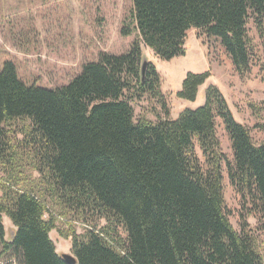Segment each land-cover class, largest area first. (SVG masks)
Listing matches in <instances>:
<instances>
[{"label":"trees","instance_id":"16d2710c","mask_svg":"<svg viewBox=\"0 0 264 264\" xmlns=\"http://www.w3.org/2000/svg\"><path fill=\"white\" fill-rule=\"evenodd\" d=\"M140 41L124 55L103 53L84 65L69 84L48 90L25 85L16 66L0 72V161L11 165L17 147L5 130L29 122L25 136L34 141L38 186L0 182V245L18 264H68L50 238L57 219L46 203L120 224L115 229L59 232L71 239L77 264H264L252 239L238 233L227 216L223 165L231 185L251 195L264 209V144H254L222 92L210 86L206 103L178 119L135 122L125 97H161V77L143 59L142 46L159 59L185 56L191 30L219 40L239 74L250 71L247 31L254 16L264 33V0H132ZM124 36L131 34L124 28ZM209 72L188 73L181 100L195 102ZM165 115L168 110L161 102ZM229 132L235 163L220 150L216 116ZM196 145L205 159L197 156ZM49 214V218L45 215ZM3 216L16 228L5 240ZM78 224V222H75ZM73 226V225H72ZM74 227V226H73Z\"/></svg>","mask_w":264,"mask_h":264},{"label":"rangeland","instance_id":"374dc122","mask_svg":"<svg viewBox=\"0 0 264 264\" xmlns=\"http://www.w3.org/2000/svg\"><path fill=\"white\" fill-rule=\"evenodd\" d=\"M132 0H0V72L6 62H12L19 79L27 86L53 90L69 84L79 76L85 64L98 62L101 54H127L133 43L140 41L133 23ZM124 28L131 30L124 36ZM247 31L252 52L251 68L239 74L227 52L215 38L202 31L191 30L185 43V56L171 61L159 59L142 46L143 59L153 64L161 77V97L150 94L138 98L135 91L125 97L134 109L135 122L148 120L158 123L163 119L176 120L185 110H197L206 103L210 86L217 87L227 101L235 120L246 127L256 145L264 144V33L259 31L254 16L248 18ZM209 72L210 78L199 88L195 102L181 100L188 73ZM161 102L166 103L168 116ZM29 122H15L7 127L10 144L17 147L11 165L0 161V182H12L21 188L38 186L40 173L35 170L34 141L25 136ZM217 137L221 153L231 165L235 163L231 137L220 116H216ZM197 156L204 164L205 157L196 145ZM223 186L227 216L234 229L252 239L264 259V209L251 195L238 192L230 183L228 168L223 165ZM1 195V193H0ZM58 221L50 238L60 257L73 256L71 239L59 234L75 229L83 235L88 229H115L116 238L126 242L123 226L99 219L88 212L82 219L72 210H63L56 202H46ZM50 215L46 214L45 218ZM75 222H78L75 223ZM5 240L16 228L3 216ZM74 227H73V226ZM0 245V264H18L3 254Z\"/></svg>","mask_w":264,"mask_h":264},{"label":"water","instance_id":"95a60500","mask_svg":"<svg viewBox=\"0 0 264 264\" xmlns=\"http://www.w3.org/2000/svg\"><path fill=\"white\" fill-rule=\"evenodd\" d=\"M12 236H14V233H12ZM65 262L68 264H77V260L75 259L74 256H70L68 254H65L61 257Z\"/></svg>","mask_w":264,"mask_h":264},{"label":"crops","instance_id":"0c3cea01","mask_svg":"<svg viewBox=\"0 0 264 264\" xmlns=\"http://www.w3.org/2000/svg\"><path fill=\"white\" fill-rule=\"evenodd\" d=\"M51 236V235H50Z\"/></svg>","mask_w":264,"mask_h":264}]
</instances>
